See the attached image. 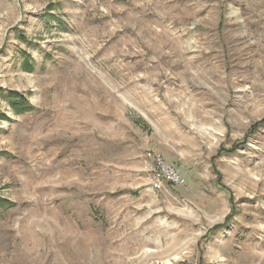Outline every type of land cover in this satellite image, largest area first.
<instances>
[{"label": "rangeland", "instance_id": "obj_1", "mask_svg": "<svg viewBox=\"0 0 264 264\" xmlns=\"http://www.w3.org/2000/svg\"><path fill=\"white\" fill-rule=\"evenodd\" d=\"M0 264H264V0H0Z\"/></svg>", "mask_w": 264, "mask_h": 264}, {"label": "built area", "instance_id": "obj_2", "mask_svg": "<svg viewBox=\"0 0 264 264\" xmlns=\"http://www.w3.org/2000/svg\"><path fill=\"white\" fill-rule=\"evenodd\" d=\"M158 168L163 173L169 184L171 185H182L184 183L183 177L179 172L172 166L164 164L160 159H158Z\"/></svg>", "mask_w": 264, "mask_h": 264}, {"label": "trees", "instance_id": "obj_3", "mask_svg": "<svg viewBox=\"0 0 264 264\" xmlns=\"http://www.w3.org/2000/svg\"><path fill=\"white\" fill-rule=\"evenodd\" d=\"M9 98H10V100L14 101L12 104V107L14 109L19 110V111H25L26 109H28L26 100L21 98L17 93H15V92L10 93ZM228 218L229 217L227 216L226 219H228ZM216 228L217 227L210 229L208 232V235H209V233H211Z\"/></svg>", "mask_w": 264, "mask_h": 264}]
</instances>
